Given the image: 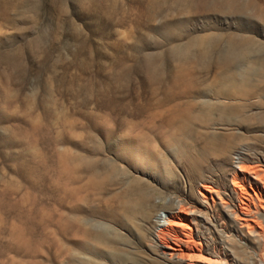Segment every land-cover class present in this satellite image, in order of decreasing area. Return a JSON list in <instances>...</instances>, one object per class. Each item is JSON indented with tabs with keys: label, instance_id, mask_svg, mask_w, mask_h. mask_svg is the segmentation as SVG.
Listing matches in <instances>:
<instances>
[{
	"label": "rangeland",
	"instance_id": "374dc122",
	"mask_svg": "<svg viewBox=\"0 0 264 264\" xmlns=\"http://www.w3.org/2000/svg\"><path fill=\"white\" fill-rule=\"evenodd\" d=\"M239 2L255 9L0 0V264H177L167 241L202 248L191 264H264V208L249 229L228 207L242 168L264 178V0ZM232 41L254 53L227 69ZM248 69L258 91L214 94ZM202 101L237 119L203 127ZM86 217L111 245L59 229Z\"/></svg>",
	"mask_w": 264,
	"mask_h": 264
},
{
	"label": "bare ground",
	"instance_id": "6f19581e",
	"mask_svg": "<svg viewBox=\"0 0 264 264\" xmlns=\"http://www.w3.org/2000/svg\"><path fill=\"white\" fill-rule=\"evenodd\" d=\"M207 2V1H206ZM209 3L212 8L219 11V13H232V14H240L244 13L247 10L255 9L251 3H241L239 0H209ZM239 41V39H238ZM238 43L234 44V43ZM232 45L230 47L229 55L230 59L227 60V69L230 67L235 69L236 64H238L241 60H247L254 53L253 46L251 42H237L232 41L230 42ZM242 62V61H241ZM244 62V61H243ZM264 64V63H262ZM237 69V68H236ZM258 69H248L245 73L241 75H237L235 72L232 71H223L222 74V81H220L214 87V94L217 96H227V95H235L240 97H249L254 91H258L259 85L254 84L255 79L262 78L263 72L257 73ZM257 74V75H256ZM257 76L254 80V76ZM264 76V74H263ZM184 87L186 89L191 87V83L185 82ZM257 117V116H255ZM254 117V118H255ZM248 118V117H247ZM264 116L258 119L262 120ZM195 121L202 125L205 128H209L216 120L223 121V122H231L237 119L235 113H228L224 109H217L209 102H204L199 106L197 115L194 117ZM250 119H246L245 122H248ZM212 134V133H211ZM220 139L218 136L212 135L207 138V142L205 145V152L210 153H219L225 150L224 144L220 145ZM241 172L244 173V177H234L233 180V188L231 189V195H237V203L229 204L228 207L231 209L232 214L234 215L235 219L240 222L241 227H247L251 229L250 222H255L259 226L262 225V214L260 213V208L263 209L264 206L262 205V201L260 197L256 195V197H251L244 192L243 185L248 181L250 185L253 184H263L264 185V178L261 177L258 173H254L251 170L241 169ZM236 175H240L237 173ZM243 180V183L240 182ZM206 190L210 191V188H206ZM211 192V191H210ZM229 195V194H228ZM147 200V197L144 199ZM222 201V200H221ZM224 204H227L224 202ZM252 206L255 210H252ZM230 213V210H229ZM80 219L77 221V226H63L60 227V230H67V232H71L74 236H81L80 241H84L79 245L81 250L86 251V243L89 242H97L103 246L111 245L112 236L111 238L106 234L105 231L95 230L90 225L91 222ZM171 225V222L168 223ZM160 226V225H159ZM168 226V227H169ZM58 229V230H59ZM162 230V229H161ZM60 231V232H64ZM64 234V233H63ZM66 235V234H65ZM79 235V236H78ZM114 238V237H113ZM167 241V240H166ZM182 241V240H181ZM180 242V241H179ZM185 242V241H184ZM59 243V242H57ZM175 243V242H174ZM189 242L187 241V244ZM159 248L161 249V253L166 257L169 256L175 263L177 264H191L188 261H192V259L196 258L198 255L197 252H202L201 249L197 248H190L187 245L181 246L175 243V246L171 242L159 243ZM185 247V248H184ZM168 249L169 251H166ZM198 257V256H197ZM83 262V261H82ZM81 263V262H79ZM86 264V262L84 263Z\"/></svg>",
	"mask_w": 264,
	"mask_h": 264
}]
</instances>
